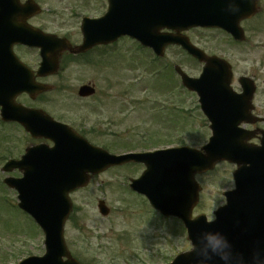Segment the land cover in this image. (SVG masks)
I'll use <instances>...</instances> for the list:
<instances>
[{
  "label": "water",
  "instance_id": "water-1",
  "mask_svg": "<svg viewBox=\"0 0 264 264\" xmlns=\"http://www.w3.org/2000/svg\"><path fill=\"white\" fill-rule=\"evenodd\" d=\"M15 3L14 0L13 10ZM24 9L29 10L28 4ZM1 10L4 15L12 11L6 7ZM257 12L258 0H126L119 6L112 5L102 21L86 20L82 26L85 41L76 49L78 53L94 45L114 43L128 35L143 46L153 48L160 57L168 45H180L205 63L200 79L189 78L176 68L183 85L197 92L201 109L212 123L210 128L214 134L210 144L202 149L205 153L183 147L113 156L91 146L70 127L55 122L44 112L18 106L15 100L21 93L35 97L51 90L46 85L36 84L32 75L17 78L10 71L18 67L12 53L14 44L43 47L40 40L43 35L35 31L14 34L5 26L0 33V70L8 68L11 73L4 81L0 77L2 118L18 122L34 138H46L54 143L53 148L44 145L28 148L21 161H12L4 168L7 172L18 169L23 173L22 179L9 178L4 182L19 192L20 208L33 216L46 235L44 257H30L20 264H79L70 255L64 239V227L73 208L70 193L88 186L90 174L97 175L131 161L147 167L141 179L134 180L131 187L145 194L164 216L179 217L188 229L194 250L179 255L172 264H264V186H260L264 185V135L261 147L245 148L238 126L250 122V117L235 116L241 110L234 107L239 101L230 86L231 66L216 56L205 55L181 34L190 28L211 27L224 29L242 42L245 34L240 23ZM4 19L7 20L6 15ZM163 29H171L176 35H162L159 31ZM45 38H50L54 49L50 54L44 53L43 66L49 65V60L58 69V60L69 46L55 36ZM245 91L249 114L254 89L251 93L247 88ZM79 93L84 98L95 92L83 86ZM35 117L41 121L32 119ZM239 160L250 163V170L234 173L236 190L225 194L228 205L215 213L216 221L207 222L203 215L193 219L191 214L199 201L201 187L189 173L212 170L219 161L236 162L244 167L246 164ZM99 210L104 216L109 214L105 202H100ZM213 235L226 241L223 251L226 260H221L207 247Z\"/></svg>",
  "mask_w": 264,
  "mask_h": 264
},
{
  "label": "rangeland",
  "instance_id": "rangeland-1",
  "mask_svg": "<svg viewBox=\"0 0 264 264\" xmlns=\"http://www.w3.org/2000/svg\"><path fill=\"white\" fill-rule=\"evenodd\" d=\"M83 13L91 15L94 10ZM71 26L74 24L66 29L69 31ZM52 29L57 34L64 32ZM245 29L248 41L257 42L259 50L242 52L229 43L224 32L199 29L188 36L208 55L223 57L235 64L237 71L244 72L255 64L257 69L260 67L264 24L257 29L254 20ZM137 45L125 39L114 50H108L101 65H71L62 80L54 81L57 90L36 105L45 107L59 122L83 132L94 146L114 155L172 145L200 148L211 136L208 121L199 109L198 98L181 86L173 66L182 67L192 77L201 74L202 66L189 61L179 47L168 48L164 58L155 62L151 50ZM84 83L95 85L97 93L83 102L77 91ZM261 88L264 93V86ZM24 102L33 105L31 100ZM183 107L189 118L182 114ZM32 141L22 129L0 130V153L19 157ZM3 163L0 162V264L45 253L41 230L19 209L18 194L2 182L8 176L1 172ZM229 166L218 167L217 174L197 176L202 192L193 216L204 214L212 220L213 212L225 203L222 192L234 185L233 172H225ZM142 171L137 166L109 169L92 177L84 190L71 195L74 213L67 222L65 237L80 263L169 264L178 253L190 250V242L177 219L162 218L146 199L126 188L128 180L139 177ZM100 200L111 210L107 217L98 210Z\"/></svg>",
  "mask_w": 264,
  "mask_h": 264
},
{
  "label": "flooded vegetation",
  "instance_id": "flooded-vegetation-1",
  "mask_svg": "<svg viewBox=\"0 0 264 264\" xmlns=\"http://www.w3.org/2000/svg\"><path fill=\"white\" fill-rule=\"evenodd\" d=\"M26 2L27 0H21V4H25ZM33 2L36 6H38L39 9H33L32 12H30L31 15L27 19V23L35 29L41 30L45 34L53 32L51 31L53 30V27H55L57 30L66 31L61 36L69 40L70 43H72L74 46L81 45L84 40L81 24L86 17L84 16L85 13H83V11L93 9L94 14H91L90 17L94 19H101L102 15L105 11H107L109 7V0H33ZM54 5H57L58 8L53 7ZM254 19L257 20V29L258 27L261 28L264 24V12H260V14L256 15L249 21H244L242 25L245 27L246 24L250 22L252 23ZM258 21L260 22L258 23ZM70 23L74 24V27L71 26L68 32L66 27H68ZM104 47L110 48L113 46L94 47L90 52L82 55H75L70 52L64 53L60 60L62 69L61 74L51 75L47 77H37V71L39 70L42 63L40 50L29 48L27 49L22 46H17L14 48V53H16L19 56L20 60L33 71L36 77V82L51 83L57 81L62 74L66 73V71H69L72 63L87 61V59L98 57L100 55L99 51ZM239 47L241 51L245 53H252L259 50L257 42H247ZM262 66L264 67V56L261 59L260 67L258 69L256 68L255 64V66H252L251 69H246L244 72H239L236 70L235 64H233V80L231 83L233 90H235V92L239 95H241L243 92V85L241 83L242 78L247 77L253 80L254 84L256 85V91L254 95L255 98L253 102V116H255L256 118H260V120H258L256 124H247L243 126L245 130L258 132L257 135H254V137L248 141L249 144L255 145H258V143H260L261 135L259 130H264V93L261 92V87L264 86V80H262L264 77V70L261 69L263 68ZM47 94L49 93L41 94V96L38 97L36 101L41 100V98H43ZM22 99H29V97L27 95H22L19 97L17 102ZM37 108L41 109V107ZM11 127H18V125L11 122H4L3 119L0 118V130L8 131ZM227 164H219L217 167ZM235 169L236 167L233 166V168H229L225 172H233ZM217 173V169L212 172H206V174Z\"/></svg>",
  "mask_w": 264,
  "mask_h": 264
},
{
  "label": "clouds",
  "instance_id": "clouds-1",
  "mask_svg": "<svg viewBox=\"0 0 264 264\" xmlns=\"http://www.w3.org/2000/svg\"><path fill=\"white\" fill-rule=\"evenodd\" d=\"M207 247L214 253L220 256L221 260H226L227 257L223 255L224 249L227 247L226 241L217 238L216 236H211L207 241Z\"/></svg>",
  "mask_w": 264,
  "mask_h": 264
}]
</instances>
